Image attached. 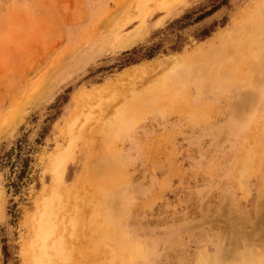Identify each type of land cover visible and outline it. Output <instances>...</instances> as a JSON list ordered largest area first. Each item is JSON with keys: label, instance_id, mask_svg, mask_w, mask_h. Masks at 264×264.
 Wrapping results in <instances>:
<instances>
[{"label": "rangeland", "instance_id": "rangeland-1", "mask_svg": "<svg viewBox=\"0 0 264 264\" xmlns=\"http://www.w3.org/2000/svg\"><path fill=\"white\" fill-rule=\"evenodd\" d=\"M258 9L264 0H0V264H30L43 204L48 245L65 243V256L47 252L53 264H118L126 252L107 240L121 238L145 247L135 264H264V76L223 75L236 58L264 59V38L235 35ZM180 70L196 71L185 92L163 84ZM108 182L120 198L109 210Z\"/></svg>", "mask_w": 264, "mask_h": 264}, {"label": "bare ground", "instance_id": "bare-ground-1", "mask_svg": "<svg viewBox=\"0 0 264 264\" xmlns=\"http://www.w3.org/2000/svg\"><path fill=\"white\" fill-rule=\"evenodd\" d=\"M256 6V5H255ZM257 8V7H255ZM251 12V11H250ZM249 14V13H248ZM246 14L242 17H245ZM241 17V18H242ZM245 21V22H244ZM242 23H241V26H240V30L238 32L235 33V35H241V37H243V42L247 45H250V46H257L260 44V42L263 41V38H264V10H255L251 15L247 16V19H245ZM234 35V34H233ZM231 37H229L230 39ZM243 44V43H242ZM246 46V45H245ZM219 48V44L217 46H213V47H210L208 49H202L198 54H196L194 57H191L192 58V61L193 60H197L198 62L202 63L205 59L207 60L209 56H211L213 53H215ZM250 49V48H249ZM232 52V50H231ZM238 52V51H237ZM240 53V52H239ZM245 53V52H244ZM240 55V54H239ZM228 56V55H227ZM231 56V55H230ZM234 55H232L233 57ZM232 57H230L232 59ZM238 57V56H237ZM190 58V59H191ZM222 65V64H221ZM253 67H256V73L257 75L260 77L261 75L264 76V59H260V57H253V59H249L248 57H243V58H239L235 61H233L232 65L230 66V69H225V71L223 72V75L224 77L226 78H230L232 80H236L237 78H239V74L240 73H243L244 71H249L250 69H252ZM187 68V67H185ZM184 71H186V69H183ZM199 70V69H198ZM219 70V69H218ZM194 72L196 71H188V72H183V71H179L177 73H173V75L177 78H173L175 82H167L165 81V83H163L164 85H167V86H171L173 84H179L180 87H181V91L182 92H185L187 91V89L189 88H186V80H185V77L187 75H190L192 76V79H193V76H194ZM251 72V71H250ZM171 73V72H170ZM221 75H222V72H220ZM218 73V74H220ZM254 73V72H253ZM251 74V73H250ZM248 75V74H247ZM253 75V74H252ZM256 76V77H258ZM195 77V76H194ZM255 77V78H256ZM246 79V78H244ZM257 79V78H256ZM196 80V79H193V81ZM241 80V79H240ZM222 81V80H220ZM258 81H259V78H258ZM239 82V81H238ZM247 83V82H246ZM186 85V86H185ZM216 87V86H215ZM217 87L218 89H223V86L221 87V82L220 83H217ZM59 156H56V161H55V170H54V179H55V184H58V183H61L62 182V177H63V173H64V169H65V166H64V163L63 161H61L60 159L62 158H58ZM262 159V158H261ZM248 166V165H247ZM244 168H246L245 166H243ZM250 167V166H249ZM244 170V169H243ZM111 171V169H110ZM109 171V172H110ZM113 174V173H112ZM117 174V173H116ZM115 176V175H114ZM111 178V177H110ZM113 178V177H112ZM111 180V179H110ZM117 181V180H116ZM114 188V185L112 186L111 183L108 182L106 188H105V191L106 192V198H105V203H104V207L105 209H108V205H112V203H115V202H118L120 200L119 198V194L116 193V192H113ZM111 193V194H110ZM58 195V193H57ZM54 198V197H53ZM58 200V199H56ZM52 201V200H51ZM50 202V201H49ZM52 203V202H51ZM49 203V204H51ZM53 204V203H52ZM44 208L42 210L39 209V211H46V209H48V206H46V204H43ZM51 209V208H50ZM49 209V210H50ZM104 209H101L100 211L97 212V214L101 215V216H104L103 214V211ZM111 210V209H110ZM38 211V212H39ZM44 211V212H45ZM40 212L41 214H36L38 218H36V222L34 224V237H36V244L34 245L35 246V250L37 252H34L33 256L31 257V260H30V264H53V261H50L49 260V255H48V251L49 250H52L53 253H54V256L55 257H60V256H65V251L63 248H65V243H63L64 239L61 240V238L59 237L57 240L56 239H53V242L48 245L47 243V240L48 238H50L52 236V232L54 234V229H53V220L50 219V216L47 214V212L45 213H42ZM54 215V214H53ZM106 217V216H104ZM114 218V217H113ZM54 219V218H53ZM119 220V219H118ZM52 221V222H51ZM71 221V220H70ZM77 221V220H76ZM69 222V221H68ZM74 222V221H73ZM78 222V221H77ZM55 223V222H54ZM114 223V222H113ZM71 224H72V221H71ZM78 225V223H77ZM81 228V227H80ZM75 233V232H74ZM57 234V233H55ZM58 235V234H57ZM50 236V237H49ZM59 236V235H58ZM57 236V237H58ZM64 237V236H63ZM110 237V236H109ZM118 236H116L115 234V238H117ZM121 238V237H120ZM111 239V238H110ZM114 239V238H113ZM122 239V238H121ZM119 240V242L116 240V241H110L109 242V239L107 240L108 243H109V247L115 251V252H118L119 254L122 253H125L126 252V255H125V259L121 262H119L118 264H135V252L139 253L141 255V257L143 256V251L145 248L143 245L139 244L137 246H135V244H131V243H128L129 245L123 243L124 240ZM51 240V239H50ZM51 240V241H52ZM55 240V241H54ZM84 240V239H83ZM86 241V240H85ZM34 242V243H35ZM40 243V244H38ZM62 244L64 245V247L62 248ZM71 244H74L71 242ZM79 244V243H78ZM83 244H85L83 241L79 244L80 247H78V245H76V248L77 249H84L85 246H83ZM88 244V243H87ZM68 246L72 253V249L73 250H77V249H74L73 246L71 248L70 244L68 243ZM83 247V248H82ZM132 248V250H130ZM86 249V248H85ZM111 249L109 251H111ZM67 251V249H66ZM70 251H68V253H70ZM68 253H66L68 255ZM70 253V254H71ZM69 254V255H70ZM118 254V255H119ZM134 254V255H133ZM51 255V254H50ZM138 255V254H137ZM86 256V255H85ZM106 257V256H105ZM146 257V255H145ZM65 258V257H64ZM52 260V259H51ZM86 261V260H85ZM201 261V259H200ZM29 262V261H28ZM55 263V262H54ZM201 264V263H200Z\"/></svg>", "mask_w": 264, "mask_h": 264}, {"label": "trees", "instance_id": "trees-1", "mask_svg": "<svg viewBox=\"0 0 264 264\" xmlns=\"http://www.w3.org/2000/svg\"><path fill=\"white\" fill-rule=\"evenodd\" d=\"M217 7H215V8H212L209 12H207V13H205V14H203V15H201L197 20H202L203 18H205L206 16H208L210 13H212L215 9H216ZM207 36V34H205V35H203V37H206ZM157 51H158V48L157 47H155V48H150V49H146L145 51H144V53H142V56L141 57H136V55H138L140 52H141V50L140 49H133L132 51H130V52H125L123 55H125V56H127V55H130L129 57H128V59L125 61V63L126 64H132V63H136L137 61H140L141 59H146V60H149V59H152L155 55H156V53H157ZM20 156L18 155V158H19ZM4 158H6V156H0V165L2 164V162L4 161ZM19 160L22 162H24V163H21V166H20V175L21 174H23L24 173V170H25V168H26V162H27V159H25V160H21L20 158H19ZM17 164V163H16ZM15 166V165H14ZM19 175V176H20Z\"/></svg>", "mask_w": 264, "mask_h": 264}]
</instances>
